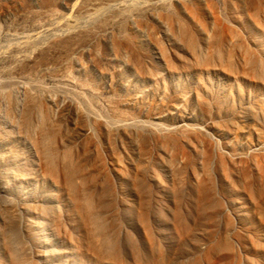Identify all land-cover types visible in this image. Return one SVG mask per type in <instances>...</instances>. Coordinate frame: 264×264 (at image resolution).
<instances>
[{
    "label": "rangeland",
    "instance_id": "1",
    "mask_svg": "<svg viewBox=\"0 0 264 264\" xmlns=\"http://www.w3.org/2000/svg\"><path fill=\"white\" fill-rule=\"evenodd\" d=\"M0 264H264V0H0Z\"/></svg>",
    "mask_w": 264,
    "mask_h": 264
},
{
    "label": "bare ground",
    "instance_id": "2",
    "mask_svg": "<svg viewBox=\"0 0 264 264\" xmlns=\"http://www.w3.org/2000/svg\"><path fill=\"white\" fill-rule=\"evenodd\" d=\"M95 215H96V214H93L92 212H88V217H89V219H90L91 221H95V220H96V219H95V218H96ZM98 218H99V217H98ZM97 224H98V223H97ZM36 225H37V224H36ZM92 225H93V226H92ZM92 225H91L92 227H94V225L96 226V224H92ZM96 227H97V226H96ZM96 227H95V228H96Z\"/></svg>",
    "mask_w": 264,
    "mask_h": 264
}]
</instances>
